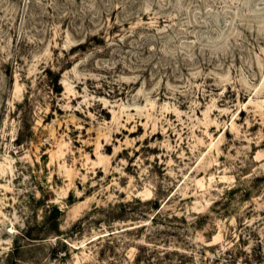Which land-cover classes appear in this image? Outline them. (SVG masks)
Wrapping results in <instances>:
<instances>
[{
    "label": "rangeland",
    "instance_id": "obj_1",
    "mask_svg": "<svg viewBox=\"0 0 264 264\" xmlns=\"http://www.w3.org/2000/svg\"><path fill=\"white\" fill-rule=\"evenodd\" d=\"M140 249L264 264V0H0V264Z\"/></svg>",
    "mask_w": 264,
    "mask_h": 264
},
{
    "label": "trees",
    "instance_id": "obj_2",
    "mask_svg": "<svg viewBox=\"0 0 264 264\" xmlns=\"http://www.w3.org/2000/svg\"><path fill=\"white\" fill-rule=\"evenodd\" d=\"M149 258L148 257H145L143 254H142V249L139 250V254L137 255V258H136V262L135 264H142V263H146V264H150L149 263ZM178 264H182L181 263H178Z\"/></svg>",
    "mask_w": 264,
    "mask_h": 264
}]
</instances>
